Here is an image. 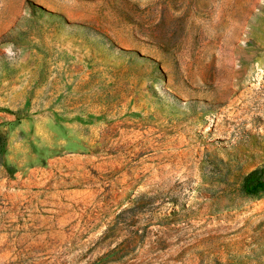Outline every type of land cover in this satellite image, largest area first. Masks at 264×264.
Masks as SVG:
<instances>
[{"label":"rangeland","instance_id":"obj_1","mask_svg":"<svg viewBox=\"0 0 264 264\" xmlns=\"http://www.w3.org/2000/svg\"><path fill=\"white\" fill-rule=\"evenodd\" d=\"M264 0H0V264H264Z\"/></svg>","mask_w":264,"mask_h":264},{"label":"trees","instance_id":"obj_2","mask_svg":"<svg viewBox=\"0 0 264 264\" xmlns=\"http://www.w3.org/2000/svg\"><path fill=\"white\" fill-rule=\"evenodd\" d=\"M262 191H264V181L256 182L248 190V192L251 194H257Z\"/></svg>","mask_w":264,"mask_h":264}]
</instances>
